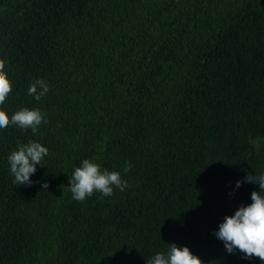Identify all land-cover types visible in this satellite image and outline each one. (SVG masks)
<instances>
[{"label": "trees", "instance_id": "trees-1", "mask_svg": "<svg viewBox=\"0 0 264 264\" xmlns=\"http://www.w3.org/2000/svg\"><path fill=\"white\" fill-rule=\"evenodd\" d=\"M0 59V110L47 121L0 129V264H147L170 243L264 264L215 235L264 172V0H0ZM30 140L48 155L18 186L7 158ZM84 159L128 187L74 200Z\"/></svg>", "mask_w": 264, "mask_h": 264}, {"label": "clouds", "instance_id": "clouds-1", "mask_svg": "<svg viewBox=\"0 0 264 264\" xmlns=\"http://www.w3.org/2000/svg\"><path fill=\"white\" fill-rule=\"evenodd\" d=\"M5 69V61L0 59V105H3L12 91V84ZM49 92V85L42 79H36L28 88V94L34 96L37 101L41 100ZM45 114L39 109L25 107L15 112L11 118L4 110H0V129L15 125L21 129H31L37 133L42 123H46ZM48 155V149L41 143L30 140L26 144H20L18 150H14L8 156L13 183L20 185H31L30 177L36 172V166ZM131 169V164L125 162L124 172ZM246 182L259 185L260 191L251 193V203L247 206L241 205L231 216H225L220 223L216 237L223 241L224 247L229 254L239 250L245 258H259L264 262V172L258 176L248 175ZM242 181L236 182L240 187ZM113 186L124 191L128 182L122 180L120 172L101 171L99 164L84 159L79 167L74 168L69 177L68 190L72 198L83 202L91 197L94 192L103 196L113 195ZM47 189L48 185H43ZM147 264H204L194 255L188 247H178L170 243L166 253H157L147 261Z\"/></svg>", "mask_w": 264, "mask_h": 264}]
</instances>
